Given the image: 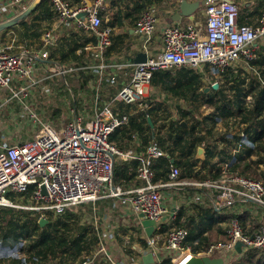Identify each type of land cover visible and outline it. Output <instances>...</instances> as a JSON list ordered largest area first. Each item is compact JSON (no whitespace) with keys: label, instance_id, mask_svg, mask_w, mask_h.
<instances>
[{"label":"built area","instance_id":"1","mask_svg":"<svg viewBox=\"0 0 264 264\" xmlns=\"http://www.w3.org/2000/svg\"><path fill=\"white\" fill-rule=\"evenodd\" d=\"M11 1L18 8L17 15L28 7L27 0ZM49 2L60 23H74L76 27L97 36V44L92 46V56L97 63L50 60L53 29L44 33V47L32 51L22 49L12 52L0 41V90L10 92L7 102L12 98L23 100L24 110H28L39 124L38 130L29 138L14 143L5 142L0 148V207L37 211L41 219L49 212L63 214L82 203H91L96 211L94 221L99 235V247L94 257L102 253L111 264H142V257H136L129 251L128 241L123 245L117 241L119 228L124 226L129 229L123 220L125 218L133 219L142 230L141 237L135 236L129 248L141 247V254L154 252L156 262L169 258L172 264H183L188 260L194 253L191 247L184 246L187 228H170L161 243L165 225L175 221L176 210L188 201L209 202L212 209L218 211L225 208L233 213L236 211L227 224V239L212 243L207 251L198 254L223 252L234 248L238 241L243 243V250L264 247V211L259 215L256 209L252 212L255 206L264 210V182L229 170L238 151L253 147L245 132H240L231 160L224 163L219 178L180 179L181 169L173 165L169 179L163 183L155 181L152 164L155 159L165 157L167 152L156 140L150 142L144 154L123 151L111 141L114 130L129 122V113L125 112L127 106L147 107L144 101L155 71L190 67L203 75L204 83L214 85L218 82L211 81V77H219L227 67L241 60L248 64L255 59L259 48L257 41L264 38V12L257 25L240 24L241 7L235 0H206L205 20L196 11L182 16L179 21L163 24L160 30L162 45L158 46L154 39L160 22L159 9L156 4L148 6L137 25V32L143 40V51L147 54L146 60L135 64L131 59L125 60L121 53L112 61L115 66V61L122 58L121 67H132L130 80L99 106L100 94L97 93L92 114L85 113L84 109H72L70 118L50 120L41 118L28 103H24V98L30 99L36 88H42L43 95L48 97L53 89L46 84V79L54 85L56 75L66 80L68 76L80 74L92 66L98 72L100 83L107 68L105 51L112 44L113 29L103 26L100 13L105 0H83L77 6L66 0ZM84 49L89 50V45ZM42 70L49 74L45 77L35 75ZM19 80L22 83L15 88L14 84ZM119 159L139 160L137 174L140 183L127 186L115 183V165ZM31 187L33 190L28 199L22 200ZM163 188H170L181 198V202L173 208L169 207ZM191 189H194L192 194L189 193ZM100 202L105 204L99 207ZM97 210L101 213L98 214ZM249 210L252 218L260 221L259 229L252 234L244 231L239 218L241 211ZM143 217L156 223L151 236L147 235L141 223ZM99 220L105 226L103 232L97 225ZM24 243L23 240L0 239V259L22 257ZM115 249L121 254L118 260L110 257Z\"/></svg>","mask_w":264,"mask_h":264},{"label":"trees","instance_id":"2","mask_svg":"<svg viewBox=\"0 0 264 264\" xmlns=\"http://www.w3.org/2000/svg\"><path fill=\"white\" fill-rule=\"evenodd\" d=\"M66 1L72 6H77L83 0ZM107 1L108 9L104 6L100 14L102 18L105 14L106 18L107 13L109 19L103 18V26L111 28L122 25L124 19L129 20L130 18L136 20L138 24L142 13L148 6L164 4V0ZM115 6L118 7L117 11H112ZM246 10L247 6L240 9L241 15L238 20L240 24H247L242 17ZM39 11L44 14L38 13ZM263 12L264 1L259 3L254 13L260 14L261 17ZM55 16L57 13L49 0H42L26 18L19 22L25 25V30L20 37L38 40L41 34L38 30L41 27L40 23L43 20L51 21ZM74 35L76 38L65 42L68 44V49L62 48V52L51 53V58L76 63L84 59L83 52L79 54L77 51L79 48L83 49L86 45L95 46L97 44V36L93 33L79 30ZM117 47L118 42H113L105 51V56ZM242 67L229 66L220 73V79L230 84L229 90L221 85L215 89L211 85L210 91L206 90L203 75L190 67L155 71L150 82L151 88L158 89L159 94L167 98L181 99L193 105L195 109L192 107V111V109L178 107L180 117L174 119L172 117L173 108L166 106L165 110L164 101L154 99L144 101L147 107L142 108L136 105L137 109L142 110L137 113L132 112L131 106H127L125 112L129 113V122L114 130L111 141L123 151L132 150L144 154L150 142L156 140L167 152L163 159L154 161L152 164L156 179L161 176L164 177L163 180H168L171 167L180 165L185 170L184 174L180 175L181 179L204 180L221 176V169L217 165L231 160L229 150L232 145V148L235 146L240 138V132L243 131L253 147H247L236 153L235 161L230 165L229 170L264 182V47H259L257 57L244 68ZM72 76L68 78L67 84L72 85L75 80L72 86L78 92L88 78L84 73ZM62 82L61 84L65 85ZM75 101L78 106L79 97ZM201 105L211 107V111L206 115L197 116L195 110H198ZM187 117H193V121H189ZM230 117L238 120V130L232 132L226 129L222 134H216L217 124ZM162 120H165L163 124L169 120L168 127L164 135L157 139L155 130ZM199 147L205 149L204 159L197 156ZM201 162L203 167L195 170ZM138 167L139 160L137 159L117 162L114 174L115 183L122 186L135 183ZM32 190L31 187L29 192L23 196L24 201L28 199ZM190 208L194 211L193 214L187 216L185 209L182 208L174 221L176 227H185L188 230L184 241L185 247H191L193 253L198 254L207 251L212 243L227 239L229 213L207 208L197 202L192 203ZM40 216L41 214L37 211L0 207V239L25 242L22 257L0 259V264L88 263L99 247V235L92 225L85 224L81 215L74 210H67L58 215L46 213L45 217L48 222L43 226L40 225ZM239 218L247 233L252 234L260 227V221L247 214L239 215ZM127 238L125 240L128 241L127 245H131L135 240L133 234ZM128 249L136 254L137 248L128 247ZM91 264L99 263L92 262ZM155 264H172V261L165 258ZM230 264H264V247L246 248Z\"/></svg>","mask_w":264,"mask_h":264},{"label":"crops","instance_id":"3","mask_svg":"<svg viewBox=\"0 0 264 264\" xmlns=\"http://www.w3.org/2000/svg\"><path fill=\"white\" fill-rule=\"evenodd\" d=\"M34 1L35 0H27L26 2H27V5L29 6ZM180 1L181 0H164V4L157 5L158 9H159L158 10V17L160 19V22H158L159 25L157 24L158 32L156 33L155 39H154V43L156 45H158V46L162 45V34L160 33L162 25L165 24V23H173L174 21H176L174 19V15L176 14V12L179 9ZM189 1H202V0H189ZM235 1L237 3H239V5L241 4V8L244 7V6H247V10L244 12V14H242V17H244V19H243L244 22L249 24V25H257L259 23L260 14L254 13V12L256 10V7H258L259 3L264 1V0H244L242 2L240 0H239L240 2L237 1V0H235ZM107 6H108V1L105 0V8L106 9H108ZM204 6H205V4L202 5L200 7V9L198 10V12H197L200 15L202 20L206 19ZM117 9H118V7L115 6L112 9V11H115V10L117 11ZM18 12H19L18 8L14 7V5L12 4L11 0H0V17H1L0 18V23L13 18L14 16H16L18 14ZM38 13L44 14L41 11H39ZM250 13H254V14L249 15ZM240 15H241V13H240ZM108 19H109V17H108V15L106 13L105 20H108ZM179 20H177V21H179ZM19 22L17 24H15V25L9 27V28H6V29L0 31V38L2 39L1 42L4 45H6L8 47V49L10 51H12V52H18V51H21L22 49H28V50L32 51V50H35V49L42 48V46H43L42 39H43L44 33L46 31L50 30V29H53L54 43H53L52 46L49 47L50 58H51V53H56L57 54V52H62L63 51V50H61L62 48H65V50H67L68 49V44L65 43V42H70L72 39L76 38V36L74 34L77 31L83 30V29H80V28L76 27L74 25V23H71L70 25H64V24L60 23L58 21V15H57L51 21L43 20L40 23L41 27L38 30L41 32V34H40L38 40H35V39H29L28 40V39H24V38L20 37L23 34L24 30H25V25H21V24H19ZM38 24H39V22H38ZM38 24L35 23V25L39 26ZM137 25H138L137 21L136 20H132V18H130L129 20L124 19L122 25H118V26H115L114 28H112L113 29L112 43L115 42V41L118 42V47L115 48V50H111L110 51L111 53L107 54L105 56V61L107 63V68L104 71V73L102 74V76H101L102 79H101L100 83L98 84V89H100V90L95 88V86L97 85L96 84V80L94 81L93 78H91V79H89V82H88V84L90 86H92V87L94 85L93 82L95 83V86L93 88H95L96 91L98 90V93L100 94V98H101V93L104 94L103 91L107 90L106 94H110L113 91L116 92L122 85H124V84H126L128 82V77L127 76L120 75L118 77V75H117L118 78H116V76L112 77L113 73H111L109 76L106 75L107 71H110V69H114V67H115L112 64V61L115 60L117 56L121 55V53H122L123 58L125 60L128 61L129 59H131V60L134 61V58L136 57V55L139 52H144L143 51V46H142V41L143 40L141 39V34L137 32ZM83 31H85V30H83ZM85 32L88 33V31H85ZM258 46L259 47H264V44L263 43H258ZM89 47H90L89 50H85L84 48L83 49L79 48L77 50L79 54H81V52H83L84 59L82 61H79V62H76V63H82V62L86 63L87 62L88 64H93L94 65V62H92V59H93L92 46L90 45ZM120 48H122V49H120ZM118 50H120V51H118ZM50 60L58 61V62H62V63H71L69 61H67V62L66 61H62L61 59H53V58H51ZM115 65L118 66L119 68L121 67L119 65V63H117ZM130 68L132 69V67H130ZM125 69L130 70L128 68H125ZM90 73H91V71H90ZM46 74H49V72L46 73V71L42 70L41 72H37L35 75L36 76L45 77ZM104 78L106 80H105V83L103 84V79ZM109 79H114V80L116 79V82H117V79H118L119 85H118V83L114 84L113 82L107 81ZM46 81L48 82L47 79H46ZM56 81H59V80L55 79L53 82H56ZM98 81H99V75H98ZM21 83H22L21 80L15 82V84H14L15 88L18 85H20ZM113 86H115V87H113ZM148 90L150 91V87L148 88ZM6 92L10 93L9 91H6ZM43 92L44 91H43L42 88H36L33 91L31 97H33L34 94L38 93L39 95L42 96V98L45 99L46 97L43 95ZM0 95H2V94H0ZM147 95L150 96L151 94L147 93ZM31 97H30V99H31ZM74 101H75V97H74ZM5 102H6V100H5ZM5 102L2 103L1 100H0V103H2L0 106H4L5 104H11V103H8V102L5 103ZM77 107L78 106H76L75 108H77ZM77 109H84L85 110L86 109V103L85 102L82 103V107L80 106ZM79 111H81V110H79ZM1 114L2 113L0 111V116H1ZM1 122L2 121L0 119V124H1ZM218 124L222 125L224 131L226 129H229L232 132L235 131V130H238L237 127L239 126L238 120L236 118L234 119L233 117L227 118V119L219 122ZM216 128H217V130L219 129L218 126H216ZM216 134L220 135L222 133H219V132L216 131ZM4 139H5V133H0V148L2 147ZM232 146H231V150H229V154L230 155H232V152H233ZM244 149L245 148L241 149L237 153L241 152ZM200 158H202V159L205 158V149L203 151V157H200ZM216 159H217V157L215 158V160ZM223 165H224V163L223 164L219 163L217 165V167L222 169ZM200 168H201V166L198 165L195 168V170H199ZM163 178L164 177L160 176V177H158V179L155 178V181L159 182V183L166 182L167 179L163 180ZM135 183H137V184L140 183L139 180H138V174H137V177L135 179ZM162 192L164 193V195H167L166 196V202H167V205L169 207L173 208L177 203L181 202V198L178 195H176L175 193L173 194V192H171L170 188H163ZM193 192H194V189H191V192H189V193L192 194ZM169 196L171 198L170 202L168 200ZM188 202H191V201H188ZM103 203L104 202H101V204H103ZM191 205H192V203H191ZM190 206H186V203H183L182 206L179 209L176 210V213L178 214L180 209L183 208V209H185L186 215L189 216V215L194 213V211L190 208ZM203 206H205L207 208H210V209L212 208L210 206L209 202L207 204H203ZM249 211H241L239 215L241 216L242 214H247V215L253 217L252 216V212L250 213ZM221 212L229 213L230 214V218H231V216L233 214L236 213V211H234V213H233L230 209H226V208L221 210ZM253 219H255V218H253ZM102 225H104V224H102ZM129 235H128V237H129ZM117 236H118V234H117ZM133 254L136 257L142 256V254L139 253L138 251H136V254H135V252H133ZM110 257H111L112 260H118L121 257L120 251L118 249H115V250L111 251ZM92 262L93 263L94 262L95 263L98 262L99 264H111L110 262H107V260L104 258V255L102 253H100L96 257H94V255H93L90 258V260L88 261V264H91Z\"/></svg>","mask_w":264,"mask_h":264},{"label":"rangeland","instance_id":"4","mask_svg":"<svg viewBox=\"0 0 264 264\" xmlns=\"http://www.w3.org/2000/svg\"><path fill=\"white\" fill-rule=\"evenodd\" d=\"M237 1H239V0H237ZM240 1L242 2L244 0H240ZM240 7H241V4H240ZM104 19H105V14H104ZM0 41H2L1 38H0ZM257 43H263L264 44V38H260L257 41ZM121 61H123L122 58L115 61V63L117 64V63H120ZM92 62H94V64L97 63L94 59H92ZM245 65H246L245 61L241 60L239 63L234 64V67H242L243 66L242 68H244ZM125 68H128L130 70H127ZM90 71H91V73H90ZM82 73H84L87 76L88 81L85 83V85L82 87V89H80L78 92L73 88V86H74L73 82L75 80H73V82H72L73 86L71 85V83H70L71 86L69 84H67L68 78L73 77L72 75L68 76L66 78V80L61 75H56L55 77L59 81H56L54 83V85L49 84L51 82L46 83L49 86H52L53 92L51 95H47L48 97H46L44 99V98H42L41 95L36 93L33 95V97H31V99L24 98V103H28L29 107L34 112H36L41 118H44V119L49 118L50 120H52V119L56 120V119H60L62 117L63 118H70L71 110L72 109L77 110V108H79L80 106L82 107V103H84V102L86 103L85 113L89 112L90 114H92L94 112V108L96 105L95 97H96V94L98 93V91H96L95 88H93L95 86L94 82H93V84H94L93 87L90 86L88 84V82H89V79L93 78L94 81L96 80V84L98 86V84H99L98 72L95 70L94 66H92L91 69L88 68V69L84 70ZM111 73H113L112 77L116 76V78H118L120 75L127 76L128 81H129L130 80L129 78L131 77V74H132V69L130 67H125V66H122L119 68L118 66L115 65L114 69H110V71L106 72V75L109 76ZM117 75H118V77H117ZM75 77H78V76H75ZM105 80L106 79L104 78L103 84L105 83ZM61 81H63L62 83L65 85H62ZM107 81L113 82L114 84L118 83V85H119L118 79H117V82H116V79L115 80L109 79ZM211 81L218 82V83H220V84H218L219 85L218 87H220V85H221V86L225 87L226 90H229L228 86L230 84L221 80L220 76L219 77H213V78L211 77ZM69 82H71V79H69ZM205 86L210 87L211 84L207 82V83H205ZM113 87H115V86H113ZM208 91H210V89ZM116 92L113 91L110 94H106L107 90L103 91L104 94L101 93V98H100L101 101L98 103V106L101 103H103L105 100H109L110 96L111 97L114 96V94ZM147 93H150L151 95L150 96L147 95V97L145 98L146 101H149V99H150V101H152L153 99L164 101L163 102L164 103L163 108L165 110H166V106H171L173 108L172 117L174 119H178L180 117L179 113H178V107H182L184 109H192V107H193V105H189V103H187L181 99L174 98V97H168L167 98V96H165V95H160L159 90L156 88L150 87V91L147 90ZM0 94L3 95V96L0 95L1 102L4 103L6 100L5 103H7V100L9 99L10 94L6 91L4 92L3 89L0 90ZM74 97H75V99H78V97L80 99V101H78L79 105L77 108H75L76 103L74 102ZM22 101L23 100H20L17 98H12L8 101V103H11V104H5L4 106H0V111L2 113L0 116V119L2 121L0 124V133H5V139H4L3 143H5V142L6 143H14V142L19 141V140L27 139L30 136H32V134H34L39 128L38 121H36L34 119V117L31 115V113L28 110H24ZM2 103H0V105ZM135 106L133 105L130 107L132 112L137 113L139 111H142L140 109H137ZM139 107H141V106H139ZM78 110H83V109H78ZM192 111H193V109H192ZM210 111H211V107L201 105L198 108V110H195V114L197 116H201L202 114L203 115L208 114ZM55 114H56V116H54ZM187 118L189 121H191V122L193 121V117H187ZM164 121L165 120H162V122L160 121L157 129L155 130L156 138L163 136L165 131L167 130L169 120H167L165 122V124H163ZM217 126L219 127V129L217 130V128H216V131L219 133H223L224 130H223L222 125L218 124ZM163 158L164 157H161V158L155 159L154 161L156 162V161H159ZM120 161L121 160L119 159L117 162L120 163ZM125 161H130V160H125ZM199 165L201 167H203L202 162L199 163ZM179 167L181 168V175H183L185 170L180 165H179ZM180 179H181V176H180ZM183 179H187V178H183ZM165 196H167V195H165ZM21 199L25 200L24 197H22ZM168 200L170 202V200H171L170 196L168 197ZM191 203H193V202L186 203V206H190ZM104 204H105V202L103 204H101V202H100L98 204V206L102 207ZM253 208L254 209H252V212H255V209H256V210H258V215L260 212L264 211L261 207L255 206ZM73 210L77 211L79 213V215H81L82 221L85 224L92 225L93 228L96 229L95 228L96 222L94 221L96 211H94V208H93L91 203H89V202L88 203H82L78 206H75L73 208ZM249 212L251 213V211H249ZM97 213L98 214L101 213L100 210H97ZM117 220H118V217H117ZM123 220L125 221L126 224H128L129 229H128V227L124 228V226H121L119 228L117 241L121 245L125 242L126 239H128L127 237L130 233L133 234L134 237L136 236L137 238H140L142 235V230L140 229L139 224L136 223L133 219L125 218ZM97 225L100 227V231L103 232V230L105 229V226L102 225V222L100 220L97 222ZM174 226H175L174 222L170 223L168 225L167 224L165 225V228H164L165 230H163V234L161 236V243L166 237V232ZM127 246L129 247L130 245H127ZM176 252L177 251L173 252L172 256H174L176 254Z\"/></svg>","mask_w":264,"mask_h":264},{"label":"water","instance_id":"5","mask_svg":"<svg viewBox=\"0 0 264 264\" xmlns=\"http://www.w3.org/2000/svg\"><path fill=\"white\" fill-rule=\"evenodd\" d=\"M42 0H35L32 4H30L25 11L21 14L0 23V31L9 28L15 24H17L22 19L26 18L41 2ZM206 3V0L202 1H189V0H181L179 3V9L174 15L175 20H179L182 16H188L193 12H196L200 9L202 5ZM147 54L146 52H139L134 58V63L138 64L144 62L146 60ZM219 83H215L213 87L215 89L218 88ZM209 90V87L206 89ZM151 122V119L149 118ZM204 149L202 147L198 148L197 156L203 157ZM174 161V159H172ZM43 192L46 193L45 187H43ZM143 216V214H141ZM48 222L46 217H42L40 219V225H45ZM143 227L145 228L147 235L151 236L155 229V221L152 219L144 218L141 221ZM137 251L141 253V247H137ZM243 251V243L238 241L234 248L228 249L223 252H217L212 254H194L188 260H186L183 264H230L235 257ZM158 253V250H156ZM142 264H155L156 259L154 256V252L149 251L147 253L142 254Z\"/></svg>","mask_w":264,"mask_h":264}]
</instances>
